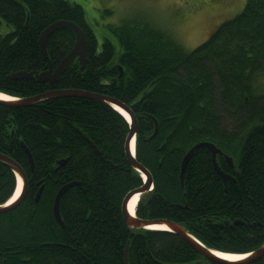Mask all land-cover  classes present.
<instances>
[{
	"label": "trees",
	"instance_id": "16d2710c",
	"mask_svg": "<svg viewBox=\"0 0 264 264\" xmlns=\"http://www.w3.org/2000/svg\"><path fill=\"white\" fill-rule=\"evenodd\" d=\"M61 19L85 34L84 69L73 61L53 83L13 78L17 71L53 68L71 50L75 36L64 27L48 37L47 58L39 48L41 31ZM1 25L10 29L0 32V92L24 98L74 88L114 97L131 109L135 158L153 183L139 197L138 218L178 222L221 252L247 253L264 242V0H246L191 50L145 17L107 24L110 35L98 42L82 5L69 0H0ZM154 120L157 132L149 139ZM128 130L119 112L89 98L60 96L17 108L0 103V153L28 179L23 201L0 213V264H124L127 242L129 264H206L171 231L125 225L122 201L143 184L125 156ZM20 141L31 154L32 171ZM202 141L223 152L216 160L232 179L223 182L201 145L181 187L180 161ZM60 159L66 161L57 167ZM72 181L77 183L59 201L61 226L53 198ZM15 185L14 173L0 162V204ZM251 264H264V257Z\"/></svg>",
	"mask_w": 264,
	"mask_h": 264
},
{
	"label": "water",
	"instance_id": "95a60500",
	"mask_svg": "<svg viewBox=\"0 0 264 264\" xmlns=\"http://www.w3.org/2000/svg\"><path fill=\"white\" fill-rule=\"evenodd\" d=\"M69 28L75 36L74 44L71 50L63 57L61 60L52 68L49 64L47 68L37 71H17L13 73L11 76L16 79L21 78H34L38 82H55L58 80V78L61 76L63 71L66 69V67L71 64L73 61H77L79 64V70L84 69L88 62L87 58V41L85 38V34L83 30L75 24L73 21L70 20H57L48 25L46 28H44L38 38L39 42V48L44 56V58L47 57V50H46V44L47 39L50 36L51 33H53L55 30L59 28ZM121 70V67H120ZM6 98H0V103L5 104L10 107H25L30 106L36 102L43 101L48 98H54V97H60V96H75V97H83V98H89L93 100H98L105 102L110 105H116L120 107L124 112H126L129 116V130L127 132V135L124 140V149H125V156L126 159L133 169L140 172L145 176V182L142 186H139L137 188L132 189L129 191L122 202L121 212L122 217L125 225L129 230L132 229H150V227L155 225H165V230L171 231L178 235L180 238H182L184 241H186L196 252L200 253L205 258L206 264H212L211 262H216L218 264H251L253 262L258 261L262 257H264V242L259 245L257 248L244 253L241 258L230 260L227 258L220 257L215 254V252H219L220 250H214L211 248H208L204 246L197 238H195L183 225H181L178 222L171 221L168 219H141L135 216V214H131L128 209V204L131 198L135 194H142L144 192H148L150 190V186L152 185V178L149 171L141 164L139 163L136 158L135 154H133V147L135 148V139L137 134V123L135 120V117L129 107L124 105L123 103L119 102L118 100L105 95H100L97 93H93L86 90H80V89H74V88H68V89H53L48 90L36 95H33L31 97H13L10 95H7ZM119 111V110H118ZM152 119H155L153 116H151ZM157 132V123L155 121L154 125V131L149 136V138H152ZM20 145L22 149L24 150L29 163L31 170L33 169V161L31 154L27 148V146L24 144L23 141H20ZM200 145L206 146L209 151L211 152V158L213 165L215 167L216 172L218 175L222 178L223 181L231 178L229 175H227L225 172H223L219 165L216 163V156L222 154L223 152L212 142L204 141L200 142L196 145H194L188 152L184 155L182 158L181 168L179 172V182L180 186L183 187L184 183V170L186 167V164L188 163L190 157L192 156V153L195 148H197ZM99 154V152H97ZM232 157L225 156L226 161L230 166H232ZM66 159H60L57 160V167L64 164ZM0 162H2L4 165H6L14 174L16 179L18 176L21 179V189L19 191L18 196L11 202H5L0 204V213L10 211L14 208H16L24 199L26 192H27V177L22 170V168L18 165V163L11 157L6 155L0 154ZM76 184V182H71L68 184H65L59 188L57 193L55 194L53 198V204H52V213L54 214V217L56 218L57 222L63 226L62 219L59 216V200L61 194L67 190L71 185ZM43 189V184L39 187L38 191L36 192L34 196V201L37 202L39 199V196L41 194V191ZM220 221V220H219ZM226 223H228V220H225ZM233 223H241L240 220H235ZM152 229V228H151ZM127 249L128 244L125 245L124 252H123V260L124 264H129L128 258H127ZM202 260H197L190 264H200Z\"/></svg>",
	"mask_w": 264,
	"mask_h": 264
},
{
	"label": "rangeland",
	"instance_id": "374dc122",
	"mask_svg": "<svg viewBox=\"0 0 264 264\" xmlns=\"http://www.w3.org/2000/svg\"><path fill=\"white\" fill-rule=\"evenodd\" d=\"M82 5L98 42L110 35L109 23L123 19L145 17L167 30L185 49L191 50L203 41L223 21L239 13L246 0H214L205 6L200 0H69ZM10 29L0 26V32Z\"/></svg>",
	"mask_w": 264,
	"mask_h": 264
},
{
	"label": "bare ground",
	"instance_id": "6f19581e",
	"mask_svg": "<svg viewBox=\"0 0 264 264\" xmlns=\"http://www.w3.org/2000/svg\"><path fill=\"white\" fill-rule=\"evenodd\" d=\"M47 58V57H46ZM70 65V64H69ZM85 88V87H84ZM94 93V92H93ZM97 94H100V93H97ZM100 95H103V94H100ZM105 96H107V95H105ZM6 97H8L6 94H4V93H2V92H0V98H6ZM31 97V96H30ZM111 97V96H110ZM112 98H114V97H112ZM114 99H116V98H114ZM116 100H118V99H116ZM119 101V100H118ZM119 102H121V101H119ZM122 103V102H121ZM110 105V104H109ZM125 105V104H124ZM114 110H116L117 112H119L123 117H124V119L128 122V120H129V116H128V114L126 113V112H124L120 107H118V106H116V105H110ZM127 106V105H126ZM128 107V106H127ZM119 110V111H118ZM135 120H136V118H135ZM154 124H155V120H154ZM128 125H130L129 124V122H128ZM155 136V135H154ZM153 136V137H154ZM149 139H151V138H149ZM135 141H136V139H135ZM202 142H204V141H202ZM198 143H200V142H198ZM198 143H196V144H198ZM196 144H194V145H196ZM193 145V146H194ZM192 146V147H193ZM201 146V145H200ZM191 147V148H192ZM199 147V146H198ZM95 148V147H94ZM190 148V149H191ZM96 149V148H95ZM189 149V150H190ZM196 149V148H195ZM194 149V150H195ZM188 151H186V153H187ZM194 152V151H193ZM185 153V154H186ZM1 155H5V154H2V153H0ZM133 154H135V148L133 147ZM184 154V155H185ZM193 154V153H192ZM7 156V155H6ZM184 157V156H183ZM182 157V158H183ZM212 159V158H211ZM33 161V160H32ZM2 163V162H1ZM181 163H182V159H181V161H180V168H181ZM213 163V162H212ZM216 163H217V165H219L218 164V162L216 161ZM3 164V163H2ZM19 165V164H18ZM187 165V164H186ZM6 166V165H5ZM20 166V165H19ZM232 166H233V163H232ZM21 167V166H20ZM213 167H214V165H213ZM219 167H220V165H219ZM22 168V167H21ZM186 168V167H185ZM30 169H31V167H30ZM214 169H215V167H214ZM220 169H221V167H220ZM23 170V169H22ZM33 170V169H32ZM31 170V171H32ZM222 170V169H221ZM216 171V170H215ZM223 172H225L224 170H222ZM179 172H180V170H179ZM184 172H185V170H184ZM25 173V172H24ZM140 173V172H139ZM227 175H229L231 178H229V179H227V180H231L232 179V176L230 175V174H228L227 172H225ZM15 175V174H14ZM26 175V174H25ZM184 175V174H183ZM140 176H141V178H142V182L144 183L145 182V176L143 175V174H141L140 173ZM27 177V176H26ZM15 179H16V177H15ZM227 180H225V181H223V182H226ZM72 182H75V181H72ZM71 183V182H70ZM77 183V182H76ZM66 184H68V183H66ZM65 185V184H64ZM75 185V184H74ZM143 185V184H142ZM141 185V186H142ZM152 185H153V183H152ZM152 185L149 187L150 188V190L148 191V192H144L145 194H147V193H149L151 190H152ZM41 186V185H40ZM39 186V187H40ZM27 188H28V179H27ZM20 189H21V179H20V177L18 176V178L16 179V185H15V190H14V192H13V194H12V196L8 199V201L9 202H11V201H13L17 196H18V194H19V191H20ZM39 189V188H38ZM59 190V189H58ZM57 190V191H58ZM38 191V190H37ZM36 191V192H37ZM57 193V192H56ZM144 193H142V194H144ZM36 194V193H35ZM63 194V193H62ZM61 194V195H62ZM142 194H135L132 198H131V200L129 201V204H128V209H129V212L131 213V214H135V216H136V212H135V210H136V208H137V205H138V200H139V197L142 195ZM35 196V195H34ZM55 196V195H54ZM39 198H40V196H39ZM60 198H61V196H60ZM125 198V197H124ZM39 200V199H38ZM8 201H6V202H8ZM60 201V200H59ZM35 202V201H34ZM123 202V201H122ZM5 203V202H4ZM36 203V202H35ZM53 204V203H52ZM121 207H122V205H121ZM53 216H54V214H53ZM59 216H60V218H61V215H60V212H59ZM137 217V216H136ZM56 219V218H55ZM147 220H150V219H147ZM162 229V230H165L164 228H166L165 227V225H155V226H152V227H150V229ZM136 230H140V229H136ZM168 231V230H167ZM138 236V235H137ZM126 244H128V242L126 243ZM205 246V245H204ZM231 249V248H230ZM198 253V252H197ZM203 259H205L200 253H198ZM215 254L216 255H218V256H220V257H223V258H227V259H230V260H235V259H238V258H241L242 256H243V254L244 253H241V254H235V253H228V252H221V251H219V252H215ZM263 258V257H262ZM201 260V259H200ZM199 261V260H198Z\"/></svg>",
	"mask_w": 264,
	"mask_h": 264
},
{
	"label": "flooded vegetation",
	"instance_id": "af4514ba",
	"mask_svg": "<svg viewBox=\"0 0 264 264\" xmlns=\"http://www.w3.org/2000/svg\"><path fill=\"white\" fill-rule=\"evenodd\" d=\"M206 2H207V0H200V5L201 6H205L206 5ZM214 2V0H210L209 1V3H213Z\"/></svg>",
	"mask_w": 264,
	"mask_h": 264
}]
</instances>
